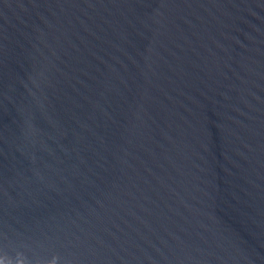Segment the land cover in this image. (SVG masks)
Listing matches in <instances>:
<instances>
[{
    "label": "water",
    "instance_id": "obj_1",
    "mask_svg": "<svg viewBox=\"0 0 264 264\" xmlns=\"http://www.w3.org/2000/svg\"><path fill=\"white\" fill-rule=\"evenodd\" d=\"M0 264H264V0H0Z\"/></svg>",
    "mask_w": 264,
    "mask_h": 264
}]
</instances>
